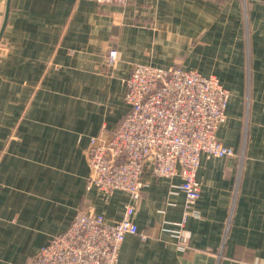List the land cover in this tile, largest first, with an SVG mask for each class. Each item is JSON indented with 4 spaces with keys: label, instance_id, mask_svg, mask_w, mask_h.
<instances>
[{
    "label": "crops",
    "instance_id": "crops-1",
    "mask_svg": "<svg viewBox=\"0 0 264 264\" xmlns=\"http://www.w3.org/2000/svg\"><path fill=\"white\" fill-rule=\"evenodd\" d=\"M8 8V11H6ZM0 264H26L78 209L115 223L129 196L86 188L90 137L108 140L128 110L134 64L215 76L229 92L217 139L201 155L200 195L174 228L178 176L142 174V198L117 264L264 261V0H0ZM110 48L117 59L106 65Z\"/></svg>",
    "mask_w": 264,
    "mask_h": 264
},
{
    "label": "built area",
    "instance_id": "built-area-1",
    "mask_svg": "<svg viewBox=\"0 0 264 264\" xmlns=\"http://www.w3.org/2000/svg\"><path fill=\"white\" fill-rule=\"evenodd\" d=\"M116 59L117 50L110 48L107 66L111 67ZM124 85L126 114L108 140L90 137L86 149L90 169L87 190L127 193L129 202L122 218L107 223L100 213L78 209L70 225L52 236L26 264H117L125 235L140 234L132 215L142 198V174L146 168L156 177L180 178L174 191L184 195L182 218L174 228L165 229L174 234L179 248H187L183 229L187 218L194 215L193 204L200 195L196 174L201 155H234L233 149L216 137L225 119L229 92L215 76L179 66L160 68L142 63L133 65Z\"/></svg>",
    "mask_w": 264,
    "mask_h": 264
},
{
    "label": "water",
    "instance_id": "water-1",
    "mask_svg": "<svg viewBox=\"0 0 264 264\" xmlns=\"http://www.w3.org/2000/svg\"><path fill=\"white\" fill-rule=\"evenodd\" d=\"M6 11H8V8H7ZM6 17H7V12H6V14H5V18H4V21H3V23H2V27H1V29H0V35H1V32H2V30H3V28H4V25H5V22H6Z\"/></svg>",
    "mask_w": 264,
    "mask_h": 264
},
{
    "label": "rangeland",
    "instance_id": "rangeland-1",
    "mask_svg": "<svg viewBox=\"0 0 264 264\" xmlns=\"http://www.w3.org/2000/svg\"><path fill=\"white\" fill-rule=\"evenodd\" d=\"M108 54V53H107ZM106 65H107V58H106ZM87 160V159H86Z\"/></svg>",
    "mask_w": 264,
    "mask_h": 264
}]
</instances>
